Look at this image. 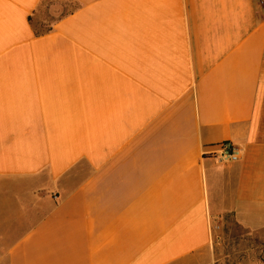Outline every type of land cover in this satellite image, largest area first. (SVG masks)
I'll list each match as a JSON object with an SVG mask.
<instances>
[{
	"label": "crops",
	"instance_id": "1",
	"mask_svg": "<svg viewBox=\"0 0 264 264\" xmlns=\"http://www.w3.org/2000/svg\"><path fill=\"white\" fill-rule=\"evenodd\" d=\"M44 1L0 0V264H178L264 211L258 0Z\"/></svg>",
	"mask_w": 264,
	"mask_h": 264
},
{
	"label": "rangeland",
	"instance_id": "2",
	"mask_svg": "<svg viewBox=\"0 0 264 264\" xmlns=\"http://www.w3.org/2000/svg\"><path fill=\"white\" fill-rule=\"evenodd\" d=\"M37 22L48 24L62 10L60 5L50 9V0ZM49 10L57 13L50 14ZM178 264H264V211L252 221L238 222L226 214L214 226L212 244L203 253L196 254Z\"/></svg>",
	"mask_w": 264,
	"mask_h": 264
},
{
	"label": "built area",
	"instance_id": "3",
	"mask_svg": "<svg viewBox=\"0 0 264 264\" xmlns=\"http://www.w3.org/2000/svg\"><path fill=\"white\" fill-rule=\"evenodd\" d=\"M264 8V0H258ZM217 163L237 162L240 159V151L230 142H222L217 145V150L210 154Z\"/></svg>",
	"mask_w": 264,
	"mask_h": 264
},
{
	"label": "trees",
	"instance_id": "4",
	"mask_svg": "<svg viewBox=\"0 0 264 264\" xmlns=\"http://www.w3.org/2000/svg\"><path fill=\"white\" fill-rule=\"evenodd\" d=\"M41 31H43L42 33H44L45 31H47V30H41ZM41 32H39V31H37L36 30V34L38 35V34H40Z\"/></svg>",
	"mask_w": 264,
	"mask_h": 264
}]
</instances>
